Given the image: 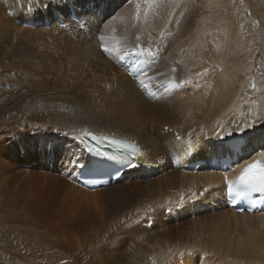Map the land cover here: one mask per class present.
I'll return each instance as SVG.
<instances>
[{
    "label": "bare ground",
    "instance_id": "obj_1",
    "mask_svg": "<svg viewBox=\"0 0 264 264\" xmlns=\"http://www.w3.org/2000/svg\"><path fill=\"white\" fill-rule=\"evenodd\" d=\"M88 1L92 6L84 10L85 18L86 15L94 16L99 8L102 12L96 17L97 24L90 27V38L70 36L62 28L43 25L51 16L66 13L70 4L82 6ZM193 1L199 3L201 13L204 12L203 20L207 23L201 30L206 34L204 40L198 38L200 32L196 31V26H190L194 23L191 15L184 16L185 8L192 4V0H156L153 5H146L144 0H0V68L6 69L1 76L16 86L6 91L10 84L0 79L1 84L7 85H0V117L10 118L11 113L15 119L21 118L16 116L19 111L13 105L19 96L14 99L9 93L21 91L22 87L36 94V106V101L45 105L44 112L35 113L29 121L20 123L26 127L9 129L0 122V175L6 176L5 184L9 178L18 184L14 204L22 212L36 197H45L48 209L54 212L74 202L96 205L103 194L112 190L116 195L127 192V186H133L148 193L149 202L157 205L154 211L149 210L154 217L164 213L166 207L185 208L186 212L196 209L201 213L208 204L211 214L216 208L222 209L216 197L227 189L225 172H211L203 166L197 173H188L181 166L180 171L172 169L168 173L176 175L169 180L165 176L173 161L179 160V164L185 161V150L188 149L196 157H205L206 152L213 150L209 152L211 155L218 151L224 139L226 141L237 134L244 139L240 159L264 161L261 155L264 152V76L255 82L253 90H249L252 76L243 75V69L251 71L253 64L259 74L264 73V0L257 3L244 0L250 13L244 11L247 20L243 26L240 25L241 19L235 20L231 0ZM137 4L140 5L139 19ZM24 21L36 23V26H23ZM243 32H251L252 37H256L252 40V43L256 42V48L254 45L250 48L255 52L254 58L247 47L241 49L243 45L239 37ZM247 33L244 40L248 41ZM101 35L105 37L104 43L116 37L122 48L121 55L132 51L137 44L150 48L155 53L154 58L137 53L139 61L137 65H131L138 66L139 70L141 67L147 76L131 79L122 72L120 68L127 66L131 58L121 61L104 53L99 49ZM200 58L206 63H199ZM249 64L251 69L247 66ZM140 79H144L146 87L139 83ZM173 84H179V87L173 88ZM28 101L29 95L20 101L24 111L36 108L34 104L27 108ZM140 106L143 109H139ZM34 120L35 126L32 125ZM86 131L134 141L143 150L141 162L154 169L126 171L123 178L125 175L140 176L126 187L118 184L114 188L110 185L88 190L72 174L73 167L81 164V158L85 156L80 137L85 136ZM9 132L13 140L2 136ZM35 143L39 148L41 143L48 147L36 154ZM50 162V170L58 166L64 171L59 170L62 177L40 172V168ZM23 165L29 169L25 171L21 168ZM239 168L227 171L228 178L233 179ZM161 172L164 175H160ZM167 181L171 185L167 186ZM176 187L178 190L174 191ZM186 191L192 195L188 196ZM186 201H189L187 205ZM194 202L196 205H191ZM173 211L178 213V210ZM218 215L228 220L247 219L245 225L238 227L245 228L246 235L232 242H220V237H231L227 232H237V226L232 225V230L226 226L219 233L220 237L217 236L218 242H213V227L220 228L224 223L217 220ZM205 217L209 218L208 222H199L196 229L189 230L194 233L190 242L192 251L190 246L185 253L175 252L173 247L167 249L169 251L160 250L162 244L150 243L149 255L139 261L142 264H211L215 259H224V264H264V212L236 213L223 208L222 212ZM212 221H217L213 227ZM9 233H0V257L16 246L15 242H8ZM36 250H30V259L49 264L47 254L37 255ZM30 259L15 260L26 264Z\"/></svg>",
    "mask_w": 264,
    "mask_h": 264
},
{
    "label": "rangeland",
    "instance_id": "obj_2",
    "mask_svg": "<svg viewBox=\"0 0 264 264\" xmlns=\"http://www.w3.org/2000/svg\"><path fill=\"white\" fill-rule=\"evenodd\" d=\"M253 1L256 3L259 2L258 0H253ZM230 4L233 7H235L234 9L235 10L234 11L235 20L241 19L240 25L243 26L244 21L247 20L245 19L244 11L246 10L250 13L249 6L246 4L244 0H231ZM199 6H200L199 3L192 0V4L185 8L184 16L188 14L191 15L194 23L190 24V26H193V25L196 26V31L200 32L199 33L200 36H198V38L201 40H204L206 34L203 31L201 32V30H204L203 28L204 26H207V23H205V20H203L204 12L201 13V10H200L201 6L200 7ZM31 28H34V27H31ZM242 30L243 29H240L241 32ZM243 33L244 34L241 37H239V39L242 40L241 43L243 45L241 49L242 48L245 49L247 47L246 50L249 49L248 51L252 54V57L254 58L255 52L254 50H250V48L253 47L252 45H254L253 47L254 49L256 48L255 47L256 42H253L254 44L252 43V40L254 41L256 37L255 36L252 37L253 33L251 32L249 33L243 32ZM246 33L250 37L248 41L244 40L246 37ZM240 53H241V50H240ZM253 58H252V61L254 60ZM220 60L223 62L221 58ZM200 62L206 63L201 58L199 60V63ZM132 64L133 63L130 61L127 64V66H124V67L131 66ZM251 64L247 66L250 68ZM120 69L122 72H124L123 68H120ZM5 71H6L5 68H0V79L5 80V78L1 76V74H4ZM262 71H264V67ZM243 75L249 76V77L250 75L252 76L250 77L251 82H250L248 89L253 90L255 87V82H257L258 80H262L263 79L262 75L264 76V73L260 72L259 74L258 71L256 70V65L253 64V68L251 69V71L246 72V70L243 69ZM39 80H41V78ZM51 80L52 79H50V81ZM247 81H248V78L246 79L245 87H247ZM4 82L7 85L8 83L10 84V86L4 85L3 83L1 84V80H0V85L2 87L7 86L5 88L6 91H8L10 88H13V89L16 88L15 85L11 84L7 80H5ZM68 85H71V83ZM186 90L188 91V93H191V91H189L188 88ZM9 94H10L9 97H14V99L19 96L18 100L13 102V105L16 106L19 111V114H17L16 116L21 117L20 119L19 118L15 119L12 117L11 113H10V116H11L10 118L0 117V122L5 124L9 129L15 128L16 126H18L17 128L26 127V126H22L20 123H25L29 121L35 115V113L44 112L45 110V105L39 104L38 101H36L37 106L35 105L36 94H32L29 91H25L24 87H22L21 91L20 89L18 91L13 90ZM26 95H29V101L27 102V108H29L32 104H34L36 106L35 109H27L24 111L21 108L22 105L20 104V101ZM0 102H2V99H0ZM139 109H143V107L140 106ZM35 122L36 121L34 120V122L32 123L33 126H35ZM24 125H27V124H24ZM48 128H51V127H48ZM53 128H57V127H53ZM10 134L12 133L11 132H9L8 134L3 133L2 136L9 137ZM67 137L68 136H66V138ZM70 137L71 135H69V138ZM9 138L13 140V136H10ZM69 140H71V138ZM35 141H38V140H35ZM42 144L43 143H41L42 147L39 148L37 147L38 144L35 143V148L37 152L36 154H39L42 151V149H45L46 147H48V145L46 144L42 145ZM165 148L166 147H163L164 152H166ZM210 151H213V150H210ZM175 152L176 154L180 153V151H175ZM209 152H206L207 154L206 156L210 155ZM81 159L83 161L81 164H83L85 162V156ZM182 162L183 160L180 162V164ZM51 163L52 162L46 164V167H41L40 172L41 173L48 172L47 174L62 177V174L59 172V170H61L63 173L64 171L58 166L54 167L58 170V172L56 171V169L50 170L49 166H51L50 165ZM178 164H179V160H177V162L173 161V163L170 166L172 168L167 169V175L165 176L166 179H169V180L174 179V177L176 176L175 173L173 175H169L168 173L172 171V169L180 171V169H178V166L180 164L179 165ZM21 168H23L25 171L26 169H29L28 166H24V165ZM77 168L78 167H73V171H72L73 175H77L78 173ZM32 170L35 172H39V170H36V169H32ZM199 170H202V169H199ZM164 172H161L160 175H164ZM66 175L68 177L70 176L69 173ZM66 175H63V176L66 177ZM21 176L24 178L25 175L22 174ZM74 178L75 177H72L73 181H74ZM5 179H6V176L0 175V233L1 231L10 232L8 234V238L10 239V241L8 239L7 240L8 242H13V243L15 242L16 246L12 247L11 249V252L13 255L11 254V252L6 255L7 251L2 253L0 257V264H16V263L18 264L22 261L21 259H25V258L30 259L31 258L30 250H33V249H37L36 251H34L35 254L37 255L39 254L43 255L45 252L47 254V257L50 259L49 264H134V263L142 264L139 261V259L140 260L145 259L149 255L148 253L149 249L147 248L150 246V243H154L156 244V246L162 244L161 245L162 247L160 246L161 247L160 250H163V249L170 250L171 247H173L172 250L175 252L177 251L179 253L181 252L185 253V252H188L189 250L192 251L193 248L190 242H191V238L194 237V233H191V231L194 230V228L196 229V226H198L200 223L209 221V218L205 217V215H208V214L214 215L216 214V212L223 211V208L219 210L216 208V210H212L210 214L209 213L210 207H208L209 204L207 207L203 206L205 210L202 211L201 213H199L196 209H192L186 212L185 208H182L180 210L179 208H173V207L167 208L166 207L164 208L165 210L164 213H161V215L159 214L158 216L154 217L149 213L150 211H154L157 205L152 204V202H149L150 200H148L147 198L148 193L142 191L138 187L127 186V185H130V183L133 180L140 179V176H137V175L126 176L125 175L123 181H116V182L113 181L110 185H111V188L116 187L118 184H120L119 186H125V187L127 186L128 187L127 192L126 191L118 192V194L114 195L111 190L107 192L106 194H103L104 196H102L99 199L96 205L91 204V203L74 202V203L69 204L68 207L66 206L65 208H60L54 212L53 211L51 212L50 209H48L49 207H47V204L45 201L47 199L45 197H38V198L36 197L31 200L29 206L24 210V212H22L20 207L14 204L15 192L18 188V187L16 188V186L18 184L14 183L11 178H9L7 181V184H5ZM168 185H171L169 181H167V186ZM158 188L159 186L154 188L153 191H156ZM88 190H98V189H88ZM173 190L177 191L178 188L177 187L173 188ZM47 193L49 194V191H47ZM185 193H187L188 196L192 195V193L188 191H186ZM221 198H223V191H222L221 196L216 197L217 202H219ZM189 201H186L185 205H187ZM194 203H191V205L195 206L196 203L195 204ZM203 207H200V208H203ZM173 210H178V213ZM161 217L163 218L165 217V218L162 219ZM217 220H220L221 222H224V223H222L221 227L219 228L217 226L213 227V225L217 224V221L211 222L212 223L211 226L214 228V231H213L214 235L212 233L213 242H218V239L216 238L217 236H219V233L223 231L222 228L224 229L226 226H230V228L233 227L234 225L237 226V232L236 233L227 232L231 235L232 238L228 237L225 239L223 238L221 239V237L219 236L220 242H223V240L230 241V242L236 239L239 240L243 236H245L247 233V230L245 228H238L240 227V225H245L247 223L246 221L247 219L228 220L225 217L220 216L219 218H217ZM189 224H191L190 227H189ZM190 229L191 231H189ZM215 229H217L216 233H215ZM207 231L208 230L205 231L206 235H208L209 233V232L206 233ZM232 235L235 236L234 239ZM157 237L159 240H157ZM145 238L147 240H145ZM180 242L183 243L184 247L182 246ZM186 242H187V245H186ZM174 243L175 245L173 246ZM99 244L101 245V247L98 246ZM187 246H190L191 248ZM187 248L188 249L190 248V249L188 250ZM6 250H8V248ZM26 253L28 254V256ZM15 259L16 260L20 259L21 261L18 262ZM223 261L225 260L224 259L214 260L216 264H224L222 263ZM214 262H211V264H215ZM20 264H22V262ZM26 264H47V263H45L44 261H39L37 259H30Z\"/></svg>",
    "mask_w": 264,
    "mask_h": 264
},
{
    "label": "snow or ice",
    "instance_id": "obj_3",
    "mask_svg": "<svg viewBox=\"0 0 264 264\" xmlns=\"http://www.w3.org/2000/svg\"><path fill=\"white\" fill-rule=\"evenodd\" d=\"M144 3L146 5H153L156 3V0H144ZM139 8L140 5L137 4V19H139ZM146 15L147 13H145V16ZM99 39L101 41V50L108 56L118 58L121 61H123L126 57H129L131 58V62L133 64H136L139 61V57L135 55L137 53H145L148 56H151L153 58L155 57V53H153L150 48L145 49L139 44H137L132 49V51L124 52L123 55H121L120 53L122 52V48L120 47V43L116 39V37H112V39L108 43H104L105 37L102 35L99 37ZM137 40H139V37H137ZM134 75H136L137 77L147 76L146 72L143 69H140L138 72L134 73ZM147 79L150 80L151 77H147ZM139 83L142 86L146 87L144 79H140ZM180 83H184V81H181ZM172 87H179V84H173ZM240 131L243 132L244 129L241 128ZM91 151L92 149H89V152ZM136 151L137 150L135 148L132 149V152ZM96 154L105 156L108 155L107 153H102L99 151H97ZM261 155L264 156V152H261ZM110 159L116 160L117 157L112 156L110 157ZM121 159L126 161L124 166H136V164L129 160L127 156L121 157ZM224 180L228 192L235 193L236 196H248L249 193H264V163H262L261 161H254L248 164L241 170L240 174L235 179H229L226 170Z\"/></svg>",
    "mask_w": 264,
    "mask_h": 264
}]
</instances>
